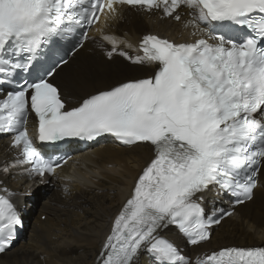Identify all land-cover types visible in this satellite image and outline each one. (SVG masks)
Returning a JSON list of instances; mask_svg holds the SVG:
<instances>
[{"label": "snow or ice", "instance_id": "1", "mask_svg": "<svg viewBox=\"0 0 264 264\" xmlns=\"http://www.w3.org/2000/svg\"><path fill=\"white\" fill-rule=\"evenodd\" d=\"M158 12L182 21L194 42L175 43L144 35L130 56L116 36L108 59L156 65L146 78L127 79L66 109L50 82L69 61L63 55L37 71L48 51L74 55L87 29L121 15L122 8ZM131 47V45H128ZM34 113L35 139L26 127ZM105 134L126 147L150 146L153 158L135 181L131 197L115 216L94 264H264V246L222 247L189 254L211 240V227L233 214L205 195H228L230 208L254 199L264 185V0H0V136L17 150L0 164V255L18 239L23 218L3 187L13 170L43 181L56 175L65 156L43 146L70 138L96 141ZM39 142V144L37 143ZM67 191V189H66ZM174 228L183 240L163 233Z\"/></svg>", "mask_w": 264, "mask_h": 264}, {"label": "bare ground", "instance_id": "2", "mask_svg": "<svg viewBox=\"0 0 264 264\" xmlns=\"http://www.w3.org/2000/svg\"><path fill=\"white\" fill-rule=\"evenodd\" d=\"M178 11L182 15L181 22L161 19L158 12H152L151 18L147 19L141 11L125 7L118 18L107 24L103 18L99 25L104 34L122 41L119 51L136 56L137 42L148 30L180 31L187 11ZM89 34L91 39L85 41L84 46L69 58V63L51 77L68 106L76 105L96 91L127 79L150 75L153 71L152 65H134L115 53L112 59H108L106 52L112 46L94 31ZM79 155L86 161L82 166L77 161L79 177L66 176V165L57 169L50 183L28 177L25 181L17 177V170L5 180L21 195L40 190L38 184L45 188L42 196L34 201L35 211L29 209L23 214L28 222V235L24 234L22 240L0 255V264H93L107 232L106 226L130 195L131 182L149 160L151 148L144 145L121 147L112 140L103 139ZM10 159L1 138L0 164ZM261 179L264 181V175ZM22 201L25 205L31 204L29 197L22 198ZM217 201L221 202L222 196H216L214 190L205 195L207 205ZM236 211L235 218L225 219L212 230L209 242L189 247L187 253L200 254L219 247L252 246L264 242V185L254 190L252 201L239 206ZM41 215L45 216L43 221ZM177 239L183 245L179 236ZM140 264H146V258Z\"/></svg>", "mask_w": 264, "mask_h": 264}, {"label": "rangeland", "instance_id": "3", "mask_svg": "<svg viewBox=\"0 0 264 264\" xmlns=\"http://www.w3.org/2000/svg\"><path fill=\"white\" fill-rule=\"evenodd\" d=\"M36 186H38V187H40V190L39 189H34V191H33V193L31 194L32 195V197L34 198H36L35 200H37L39 197H41L42 196V192H41V190H44V188L45 187H43V186H41V185H36ZM31 198L29 197V200H30ZM34 200V201H35ZM41 205H43V203L41 204ZM35 204H34V202L32 203V207H31V211L32 210H34L35 211ZM36 214H37V212H36ZM27 229H28V227H27ZM27 229L25 230V232H24V234H25V236H27L28 235V231H27Z\"/></svg>", "mask_w": 264, "mask_h": 264}]
</instances>
